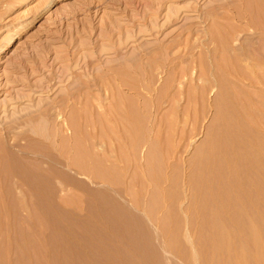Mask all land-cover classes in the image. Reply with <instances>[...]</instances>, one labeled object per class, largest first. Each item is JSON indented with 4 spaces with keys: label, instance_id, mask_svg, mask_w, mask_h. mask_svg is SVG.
Segmentation results:
<instances>
[{
    "label": "rangeland",
    "instance_id": "obj_1",
    "mask_svg": "<svg viewBox=\"0 0 264 264\" xmlns=\"http://www.w3.org/2000/svg\"><path fill=\"white\" fill-rule=\"evenodd\" d=\"M232 1L237 4V0ZM226 2L227 0H0V138L10 132L12 136L18 134V144L25 145L24 153L19 154V157L32 170H35L33 167L44 170L48 178H51L48 174L50 168L51 171L52 169L61 171L59 165L66 161L74 183V186L69 187L70 189L68 187L65 189L59 180L54 179L58 183L56 185L53 181L55 186L53 189L57 196L52 191L51 197L56 199L51 204L37 205L34 199L28 198L29 205L25 203L21 206L12 200L13 197L20 196L22 189V191L26 189L19 187L21 184L16 179L4 181L6 177L1 175L3 172L0 159V210L2 209L0 213L10 215L9 220L12 221H10L12 225L16 224L17 229L19 228L15 231L12 227L11 232L7 234L0 231V260L3 258L0 264H35V262L39 264L37 260L40 258H37L36 254L32 255L33 251L31 253L29 250L34 249V244L45 242L49 235H52L48 222L42 214L44 207L60 223H64L63 220H67L66 223L68 220L69 223H73L70 235L74 239L72 236L69 238L72 245L74 244L72 252L76 253L72 254L76 257H71L72 263L69 264H125L123 260L129 256L123 257L129 254L131 256L133 253L130 246L116 235L107 232L103 228V221L97 219L103 212V194H105L103 192L109 188L103 182V150L110 146L107 145V138L105 139L104 136L107 134L105 137L111 138L112 142L114 138V142L118 143L117 140L115 141L117 138V134H114L115 130H110L117 116L114 105L123 100L124 105L134 104L141 111L144 108L143 103L150 104V97L157 98L160 89H164L165 83L172 82L171 85L174 88L168 95L166 105H163L158 112L155 111L153 115H157L155 117L159 120L162 117L167 118V113L170 114L172 109V101L178 98L175 101H179L177 112L181 117L178 121L181 124L178 125L180 127H176L174 134H179L177 137L181 136L180 133L185 135L186 144L182 143V149H177L174 145L180 155L176 150V155H173L171 162L175 168H181L178 170L185 182L182 183L185 185L182 189L184 190L191 174L189 164L195 158L197 151L201 150L207 142L216 114L215 109L211 108L215 100L214 92L207 99L206 108L209 107L208 111L206 109V112L204 111L206 115L204 112L196 113L198 117L201 114L204 115V119L199 117L201 123L199 120L195 122L194 109L187 108V94L193 84L190 79L195 77L194 79L197 80L199 77L196 66L198 67L202 57L209 55V52H215L216 45L213 43L211 45L210 38L205 37L204 34L214 27L233 28L239 31L244 29L242 21H234L232 15L223 11ZM26 9L31 10L30 14L27 15L26 12V16L22 15ZM133 62L136 64L132 68ZM125 72H128L126 76L130 78H127L129 81L136 82L137 87L134 91L128 92L127 89L122 91L120 87V80ZM145 76L148 79L154 77V84L157 85L152 86L150 79L148 81ZM150 86L157 92H149V94L147 91ZM244 90H247L246 92L250 95L253 94L252 96L258 94L255 89L247 87ZM178 91L184 94H182L183 97ZM140 94L145 96L146 102L142 97H138ZM154 98L151 100L153 101ZM187 109L190 110L194 120L186 111ZM185 111L189 118L183 115ZM75 115L80 116L78 119L81 122H78L81 132L78 140L72 138L74 133L66 126L70 122L69 118ZM158 126L152 133V137L160 131ZM163 127L160 133L162 132L161 135H164L162 138L166 141L167 133L171 131L167 130L168 126ZM207 130L210 132L208 133ZM121 133H124V128ZM171 133L173 136V132ZM174 137L175 135L172 139ZM67 138L68 140L70 138V141ZM103 142L107 146H104ZM10 143L12 145L13 141ZM63 144L65 147L69 145L68 149L63 150ZM11 145L7 148L8 152L17 154L18 150ZM61 151L65 154H61ZM147 151L148 149L145 148L141 156L145 157ZM80 159L85 162L83 163ZM143 159L142 162H145ZM57 160H61L60 163ZM76 162L78 164H75ZM169 174L173 175V171ZM26 194L30 197L27 191ZM187 204L186 202L184 208L188 207ZM13 207L16 209H12ZM13 212L18 214L15 216ZM198 237L195 234L191 235L192 245L198 243L200 239ZM24 240L27 242L26 245H23ZM19 243L24 247L21 244L17 245ZM180 245L183 246L182 243ZM184 245L179 248V251L184 248L183 251L187 253L190 246ZM23 250L24 252L27 250V254H22ZM181 252L174 250L171 254L176 259L181 256L182 259L179 257L178 259L183 260L186 258L184 255L187 256L188 253L183 252L182 255ZM61 255L65 257V253Z\"/></svg>",
    "mask_w": 264,
    "mask_h": 264
},
{
    "label": "bare ground",
    "instance_id": "obj_2",
    "mask_svg": "<svg viewBox=\"0 0 264 264\" xmlns=\"http://www.w3.org/2000/svg\"><path fill=\"white\" fill-rule=\"evenodd\" d=\"M39 3L41 4V2ZM29 10L23 11L22 15L26 12L27 15L30 14L31 10ZM223 11L232 15L234 21H242L244 29L239 31V29L233 28L220 29L210 27L211 29L207 31V34H204L205 37L210 38L211 45L212 43L216 45L215 52H209V55L202 57V60L198 63L199 65L197 64L198 67L196 66V68H198L199 77L197 80L194 79L195 77L190 79L193 84L187 94V108L194 109L193 114L195 116L198 113L208 111L207 108L209 106L206 108L207 99L214 92V105L210 107L215 109L216 114L215 118H213L212 132L210 135L208 134L209 137L207 136V142L201 150L197 151L193 161L191 160L192 162L188 163L191 168V174H189L188 185L184 190H182L185 187V185H182L184 182L181 177L182 174L179 173L181 168H178V170L171 162L173 155H176L175 151L179 148L182 149V143L183 145L185 143V135L180 133L181 136L177 137L179 134H174L176 127L181 124L178 122L181 117L177 112L179 101H175L178 98H173L172 109L170 114L167 113V118L163 119L162 117L159 120L155 117L157 115H153L155 111L158 112L163 105H166L165 103L169 98L168 95L174 88L171 85L172 82L168 81V84L165 83L164 89H160L161 91L160 93L158 92L157 98L150 97L154 99L153 101L150 99L149 105L143 103L145 96L143 97L140 94L138 97H142L144 100L143 102L141 101L143 103H141L142 106H144L141 111L134 104L128 105L127 103L128 106L124 105L123 100L114 105L117 116L115 117L116 122H114L115 124L110 130H115L116 133L114 134H117L115 141L117 140L118 143L114 142V138L113 143L111 138L105 137L107 135L105 133L104 138H107V145L110 146L103 150V182L110 189L108 188V190L106 189L107 191L103 192L105 193L103 194V212L101 214L98 213L97 219L99 218V220L103 221V228L107 232L116 235L122 242L130 246L131 253L133 251L131 256L130 254L127 256L123 255V258L129 256L127 259L125 258L128 264H264V0H237V4L232 0H227ZM207 17L210 16L207 15ZM134 62L131 64L132 68L136 64ZM126 73L128 72L123 73L124 76L127 75ZM124 76H120L122 91L124 89H127L128 92L134 91L137 87L136 82L134 83L133 80V82L129 81L130 78ZM148 76H150L149 73ZM145 78L147 77L145 76ZM149 79L147 78L153 84L152 86H155L154 77ZM152 86L149 89L146 87L148 93L157 92L153 91L154 88H151ZM244 87L255 89L258 94L252 96L253 94L247 93ZM179 93L182 96L183 93ZM186 111L183 114L184 116L188 114ZM188 112L191 115L190 110ZM205 112L204 115H206ZM204 115L201 114L199 117L202 118ZM187 117L189 118V116ZM191 117L193 119V115ZM199 117L196 116V123L200 119ZM78 118H80L78 115L72 116V118H69L70 122L66 125L67 129L69 127L73 131L74 137L72 138L74 140L75 138L78 140L81 137L79 129V123L81 122ZM185 119L187 120V118ZM157 126L160 131H163V126L170 127H167V130L170 129L173 132V136L175 135L174 139H172L173 136H171L172 133L170 131H167L170 133L166 132L168 134L166 141L163 140L162 137L164 135L162 134V136L160 131H157L158 133H155L156 136L152 137V133ZM123 128L124 133H121ZM18 137V134L12 136L10 132L0 138V159L3 172L1 175H5L6 178L3 176L5 178L4 181L16 179L21 184L19 187L22 186L30 194L29 197L26 191H22V189L21 193H19L20 196L13 197L12 202L14 201V203L23 204L24 206L27 201H30L28 198H32L37 205L51 204L56 199L53 196L51 197V193L54 192L53 194H55L53 189L55 187L53 185L54 179L59 180L65 189L67 187L70 189L69 187L74 186L70 175L71 172L69 173V166L65 161L66 165L64 163L59 165L61 166V171H53V169L51 171L50 168L48 174L51 178L45 176L44 170L36 167H33L35 170H32L19 157V154L22 155L24 153L25 145L21 146L18 144ZM70 138L69 140L67 138V140L70 141ZM108 139L111 141H108ZM10 141H13L12 145ZM109 142L111 143L109 144ZM103 143L104 146H107L105 142ZM115 143L116 145H114ZM79 144L80 142H78ZM9 145L18 150L17 154L8 152L7 148ZM174 145L177 146V149ZM68 146H64L62 149H68ZM145 148L148 151L146 156L142 157L141 153ZM62 153L65 154L64 151H61ZM177 154L180 155L178 150ZM64 157L66 156L64 155ZM142 159L145 162H142ZM60 161L57 160L59 163ZM82 161L83 163L85 162L84 160ZM75 164L78 163L76 162ZM78 167L80 166L78 165ZM170 171L171 173L173 171V175L169 174ZM186 202L188 207L184 208ZM18 204L16 206L19 208ZM21 206L20 208L22 209ZM12 209L16 208L13 207ZM51 213L53 215V212ZM4 214L0 213V231L7 234V232H11L12 227H14L13 230L18 231L17 225H12V221L9 220L10 215L5 214V216ZM13 214L16 216L18 213L15 214L13 212ZM42 214L46 219L45 221L48 222L52 235H49L50 237L46 238L47 241L45 242L34 244L33 241L35 253L34 249L29 248V251L31 253L33 251L32 255L36 254L37 258H40L37 260L39 264H69L72 261L71 257L74 256L73 254H76L72 252L74 244L72 245L69 238L72 236L70 234L72 233L73 223H69V220L66 223L67 220H63L64 223L62 222V225L57 218L55 219L49 214L45 207ZM66 217L68 218V216ZM192 234L199 236V241L201 242L198 241L197 244L192 245L190 240ZM201 238L203 239L201 240ZM72 239H74L73 236ZM25 241H22L23 245L27 244ZM180 243L183 246H185L184 244H188V247L190 246L188 254L183 251L184 248L179 251V248L183 247ZM196 245L198 246L196 247ZM20 249L18 250L20 251ZM174 250L177 252L182 251L180 254L185 252L187 254V256L184 255L186 260H181V256H178L181 258L180 260L178 257L176 259L171 254V251ZM25 251L23 250L21 253L27 254V250ZM61 251L65 253V257L61 255L64 259L60 256V254H63ZM24 256L27 257V255ZM37 258L35 256V260ZM2 260L0 261L2 262ZM27 260L29 259L27 258ZM125 260L123 261L127 264Z\"/></svg>",
    "mask_w": 264,
    "mask_h": 264
}]
</instances>
